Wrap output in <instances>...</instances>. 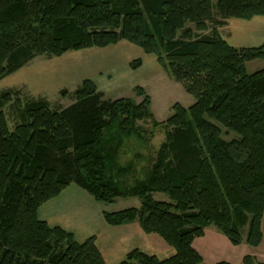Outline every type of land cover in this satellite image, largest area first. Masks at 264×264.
Returning a JSON list of instances; mask_svg holds the SVG:
<instances>
[{"label":"trees","instance_id":"trees-1","mask_svg":"<svg viewBox=\"0 0 264 264\" xmlns=\"http://www.w3.org/2000/svg\"><path fill=\"white\" fill-rule=\"evenodd\" d=\"M255 17H264V0H0V80L38 56L128 41L155 55L195 99L188 108L174 104L166 121L154 120L166 139L142 178L127 185L135 164H119V151L131 138L145 141L140 123L153 119L143 87L135 88L139 103L105 99L87 79L72 105L55 111L44 101L30 103L13 130L2 110L10 95L3 94L0 264H106L94 236L80 243L38 217L71 184L105 204L138 198L139 208L104 212L106 223L139 221L175 250L161 260L135 249L121 264H202L193 244L210 226L235 246H261L264 68L250 74L246 65L264 60V41L235 47L219 30L227 19ZM141 65L131 62L134 70ZM230 132L238 138L225 139ZM243 264L264 263L247 255Z\"/></svg>","mask_w":264,"mask_h":264},{"label":"crops","instance_id":"crops-1","mask_svg":"<svg viewBox=\"0 0 264 264\" xmlns=\"http://www.w3.org/2000/svg\"><path fill=\"white\" fill-rule=\"evenodd\" d=\"M228 20L230 19L226 22ZM76 54L79 56L74 57L73 55ZM113 56L120 58L119 64L103 62L105 58ZM135 56L142 60L141 67L136 69V71L141 70L139 76L131 74L133 72L130 70ZM162 71L163 68L155 55L146 54L140 47L128 41H120L116 45L105 48L69 51L60 57H54L52 62L32 73L33 77H30L29 82L33 83L31 79L35 77L36 89L44 95L53 90L59 92L62 86L73 88L75 92L81 87L82 82L88 79L95 83L105 97L116 99L111 96H118L123 91L141 87L147 80L158 76ZM84 192L75 184L69 185L57 197L39 208V219L47 222L51 227H61L72 233L76 241L80 243L94 236L106 264H121L126 255L135 249L148 255H155L161 260L175 254V250L159 236L146 234L139 221L122 226H111L106 223L104 212L139 208L141 202L138 198H124L113 204H105L96 201L89 193L91 197L87 196ZM193 245L203 257L202 264L207 259H211L212 264L220 261L243 264V258L247 255L256 259L258 257L257 253H251L245 241L235 246L214 226L208 227L205 235L196 239Z\"/></svg>","mask_w":264,"mask_h":264},{"label":"rangeland","instance_id":"rangeland-1","mask_svg":"<svg viewBox=\"0 0 264 264\" xmlns=\"http://www.w3.org/2000/svg\"><path fill=\"white\" fill-rule=\"evenodd\" d=\"M189 25L191 24L189 23ZM219 30L222 37L235 47L257 46L264 41V17H255L249 21L231 18L225 22V25L219 27ZM178 36L182 38V32H179ZM73 56L79 55L76 54ZM114 57L116 56L107 57L103 62L119 64L118 60L120 58ZM53 59L54 57L50 56H38L25 65L18 73L0 80V102L4 100L3 94L8 93L10 95L9 100H6V105L2 108L6 114L10 130H13L16 125L22 123L23 111L30 103L39 100L44 101L48 103L51 109L60 111L72 105L76 100L73 88L62 86L59 92L53 90L43 95L41 91L36 89L35 77L31 79L33 83L29 82L30 77H33L31 76L32 73L42 68L45 64L52 62ZM137 59L140 58L137 56L133 58V60ZM246 68L247 72L250 74L261 70L264 68V60L260 59L248 62ZM130 70L133 72L131 74L135 76H139L141 72V70L136 71L132 68ZM21 73L22 75L20 76ZM114 84L117 85L116 83ZM74 87L76 88L77 86ZM141 87L146 90L151 98V113L153 114V119L140 123L141 134L145 141H138L136 138H131L125 142L124 147L119 151V164L127 165L131 160L134 161L135 164L134 168L127 175V185H133L136 180L142 178L144 167L146 168L151 165L156 157L158 149L166 139L165 128L163 126H154V120L158 122L166 121L173 115V105L176 103L188 108L195 102V99L186 92L183 85L177 83L173 79L171 73L164 69L162 73L147 80ZM111 97L131 98L138 103L141 101V98L137 97L135 89L123 91L118 94V96ZM104 98L108 99L107 97ZM234 137L238 138V135L234 132L224 134V138L227 140ZM79 189L84 192L80 187ZM84 193L91 197L87 192ZM155 199L159 201L168 200L167 196L164 194H156ZM130 202L132 201L130 200ZM262 230L264 234V220L262 221ZM241 234L245 238L247 235V228H245ZM247 246L251 250V253H257L258 257L256 260L264 263V240L261 248L249 247L248 244ZM237 250L240 251V249ZM212 263L211 259H207L204 264Z\"/></svg>","mask_w":264,"mask_h":264},{"label":"bare ground","instance_id":"bare-ground-1","mask_svg":"<svg viewBox=\"0 0 264 264\" xmlns=\"http://www.w3.org/2000/svg\"><path fill=\"white\" fill-rule=\"evenodd\" d=\"M251 28H253V27H251ZM253 29H255V28H253ZM257 29H259V28H257Z\"/></svg>","mask_w":264,"mask_h":264}]
</instances>
